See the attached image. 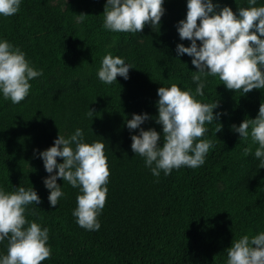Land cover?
<instances>
[{
  "label": "trees",
  "instance_id": "16d2710c",
  "mask_svg": "<svg viewBox=\"0 0 264 264\" xmlns=\"http://www.w3.org/2000/svg\"><path fill=\"white\" fill-rule=\"evenodd\" d=\"M55 1L22 0L15 15L0 16V38L19 46L43 72L29 81L21 102L0 96V187L12 191L32 185L39 195L41 203L28 205L26 217L49 230L50 257L42 264H226L225 250L233 240L264 230V168L254 157L258 144L250 137L241 140L231 128L256 118L264 88L243 95L226 89L218 77H206L204 95L196 99L218 101L214 115L225 113L205 125L213 147L202 166L154 177L131 150L130 136L138 130L130 132L125 121L133 113L157 116L161 86L176 83L194 92L191 58L175 51L178 43H190L181 41L175 28L185 18L186 0H164L160 25L146 23L136 34L103 28L106 0H67L65 9ZM213 3L234 13L249 6L247 0ZM261 5L264 0H257ZM81 13L88 16L77 23L75 15ZM108 52L133 66L127 80L117 76V83L105 84L97 78ZM88 108L92 120L85 115ZM78 127L86 142L104 143L110 172L97 231L77 225L72 211L78 189L62 179L57 184L64 194L50 207L43 184L49 174L33 152ZM141 127L162 135L154 119ZM6 244L0 243V252H6Z\"/></svg>",
  "mask_w": 264,
  "mask_h": 264
},
{
  "label": "clouds",
  "instance_id": "9594fccd",
  "mask_svg": "<svg viewBox=\"0 0 264 264\" xmlns=\"http://www.w3.org/2000/svg\"><path fill=\"white\" fill-rule=\"evenodd\" d=\"M21 2L0 0V16L15 15ZM247 2L248 7H238L234 13L229 6L221 7L213 0H186L185 18L175 28L179 39L190 43L187 47L178 43L175 51L178 57L186 54L191 58L196 69L191 72L196 85L194 92L176 83L161 86L157 89V116L133 113L125 121L130 132L138 130V134L130 136L131 150L143 158L144 166L154 177L158 178L161 171L167 176L182 166H202L213 147L212 140L205 135L208 131L205 125L218 121L225 113L214 115L218 101L204 103L196 99L204 95L206 77H218L226 89L242 91L243 95L264 88V5L256 6L257 0ZM163 4L164 0H106L102 26L110 32L136 34L146 23L150 22L152 27L160 25L165 11ZM86 16L75 15L76 22L83 23ZM132 68L122 57L108 52L102 57L96 75L102 83L112 84L117 83V76L127 80ZM42 74L19 46L0 38V96L13 104L21 102L29 94V81ZM85 115L92 120L94 112L88 108ZM150 119L161 126L162 135L154 128L141 127ZM231 128L241 140L250 137L258 144L254 157L264 168V103H260L255 119L245 118L239 126L233 124ZM104 147L101 140L86 142L84 130L78 127L67 137L58 135L49 148L33 150L49 174L43 184L49 192L50 207H55L64 194L57 184V179H62L78 189L72 216L78 226L89 231L101 227L98 216L108 192L110 172ZM244 152L247 154L249 148ZM57 157L63 162L57 163ZM12 189L5 191L0 187V243L7 241L6 252H0V264H42L50 257L49 230L26 217L27 206L39 205L41 199L32 185ZM225 251L226 264H264V230L240 236Z\"/></svg>",
  "mask_w": 264,
  "mask_h": 264
},
{
  "label": "rangeland",
  "instance_id": "374dc122",
  "mask_svg": "<svg viewBox=\"0 0 264 264\" xmlns=\"http://www.w3.org/2000/svg\"><path fill=\"white\" fill-rule=\"evenodd\" d=\"M54 5L59 6L61 9H65L67 5V0H56Z\"/></svg>",
  "mask_w": 264,
  "mask_h": 264
}]
</instances>
